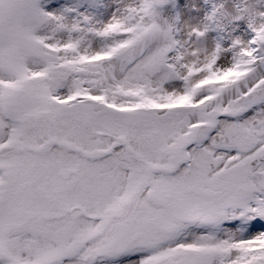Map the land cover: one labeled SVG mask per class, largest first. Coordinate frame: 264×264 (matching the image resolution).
Segmentation results:
<instances>
[{
    "label": "snow or ice",
    "instance_id": "obj_1",
    "mask_svg": "<svg viewBox=\"0 0 264 264\" xmlns=\"http://www.w3.org/2000/svg\"><path fill=\"white\" fill-rule=\"evenodd\" d=\"M0 264H264V0H0Z\"/></svg>",
    "mask_w": 264,
    "mask_h": 264
}]
</instances>
